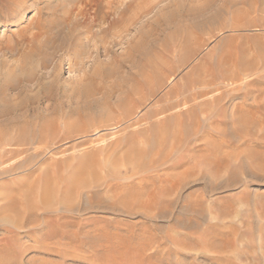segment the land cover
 Returning <instances> with one entry per match:
<instances>
[{"label": "rangeland", "instance_id": "rangeland-1", "mask_svg": "<svg viewBox=\"0 0 264 264\" xmlns=\"http://www.w3.org/2000/svg\"><path fill=\"white\" fill-rule=\"evenodd\" d=\"M146 1L151 5L142 10L132 0L102 1L99 9L119 11L132 2L126 21L101 31L106 20L100 14L86 25L95 33L79 38L57 36L66 30L57 5L67 1L0 0V86L7 96L0 109L34 105L37 81L75 87L84 70H114L100 85L120 78L119 88L126 86V92L116 87L123 111L110 110L108 101L91 104L89 97L71 104L67 119L55 117L49 134L37 119L45 152L33 166L0 168V264H264V0L226 6L229 0H217L212 22L190 17L182 32L168 23L169 13L203 0ZM233 75L242 77L241 86L250 83L246 93L230 91L239 83L231 85ZM197 80V91L210 92L188 106L222 93L220 109L202 106L203 115L194 107L180 116L179 132L175 109L156 123L153 112L168 94ZM132 83L142 91L130 95Z\"/></svg>", "mask_w": 264, "mask_h": 264}, {"label": "bare ground", "instance_id": "bare-ground-1", "mask_svg": "<svg viewBox=\"0 0 264 264\" xmlns=\"http://www.w3.org/2000/svg\"><path fill=\"white\" fill-rule=\"evenodd\" d=\"M64 1H67V4L65 5H62L60 6L59 4L57 5L59 8V11L61 14L59 15V22L60 24H62L64 21H66L65 25H66V30L62 32L63 35L61 34H58L57 36H64V37H70V36H79V38H83V37H87L88 35L90 36V34H94V32L91 31V27L90 26V23H94L96 22L98 16L100 14H102V18L105 17V26L101 27V31H105L107 29H109L110 27L114 26L115 24H119V22H125L126 19H125V13H126V9L130 6H127L129 4H131L132 2H137L136 3V6L139 7V4L141 5V7H139L138 9L139 10H142L144 6H149V4L151 5V2L150 1H146V0H132V2H130L129 4L126 5L125 8L121 9L120 11L115 8V9H111L109 7H106V9L104 10H101L99 9V6L100 4L103 2H105V0H64ZM165 2L167 0H159V2ZM224 1V0H222ZM257 0H244V3H248V4H251L252 2H256ZM217 0H203V4L201 6H196L197 8H191L190 10H188L187 8H183V7H178V8H175L174 10H172L169 15H168V23H172L174 24V26H176V29H179V32H182L184 31V28L187 26L185 25L184 21L186 19H189L190 17L191 18H200V17H203L204 20L202 22V25L206 24L207 22H212V20L214 19V16L212 15L211 11L213 9H215V7H217L220 2H218ZM139 3V4H138ZM224 3V6L228 5V4H231V1H224L222 2ZM64 4V3H63ZM106 4V2H105ZM144 4V5H143ZM169 4H173V5H177L178 3H176V0H170L168 1L167 3H165V6L166 5H169ZM257 4V3H256ZM104 5V4H103ZM254 5V4H253ZM53 6V3L52 4H47L46 8L47 10H50V8ZM56 6V5H55ZM105 6V5H104ZM146 6V7H147ZM156 6L153 5L151 6V8L153 9L154 7ZM258 6V4H257ZM43 7V6H42ZM251 7V6H250ZM145 8V7H144ZM149 8V7H148ZM249 8V7H248ZM253 9V7H251ZM257 8V7H256ZM58 10V9H57ZM131 10V9H130ZM218 10V9H216ZM228 12V11H227ZM233 12V11H232ZM231 12V13H232ZM22 13V12H21ZM20 13V14H21ZM49 13V12H48ZM114 13H117L116 15H118V17H116L114 15ZM110 15H113L111 19H108ZM233 15V14H232ZM22 16V14L20 15V17ZM227 16V15H226ZM228 18V17H227ZM236 20V19H235ZM128 23V22H127ZM89 25L86 27V25ZM101 24V23H100ZM85 25V29L81 30V27H83ZM197 28V27H196ZM176 29H175V32H176ZM61 38V37H60ZM59 38V39H60ZM72 38V37H71ZM62 40V39H61ZM64 40V39H63ZM62 40V41H63ZM77 40V39H76ZM81 40V39H80ZM57 38L53 39L52 40V43L55 44V47H58L59 50H61V47H60V42L58 43L57 42ZM61 41V42H62ZM78 43V41H76ZM62 45V44H61ZM154 45V44H153ZM152 45V46H153ZM150 46V45H149ZM54 47V48H55ZM73 48V47H72ZM76 48H78V46L74 47V52L71 53V55H75L77 54V50ZM57 50V49H56ZM131 51V50H130ZM131 53V52H130ZM129 53V54H130ZM128 54V55H129ZM172 54V52H171ZM56 56V55H55ZM61 55H58V57H60ZM173 56V55H172ZM57 57V56H56ZM130 59H132L131 55L128 56ZM128 58V60H129ZM150 58H147V63L149 62ZM112 61H113V58L110 59L109 62L107 63H110L112 64ZM129 66L130 67H135L136 65V61L133 59V60H129ZM94 62H96V60L94 59ZM229 63V62H228ZM152 66H153V63H151ZM160 65V63H157ZM156 64V65H157ZM155 65V66H156ZM129 67V69H130ZM160 67V66H158ZM25 68V67H24ZM98 69V68H97ZM109 69V68H108ZM112 69V68H111ZM110 69V70H111ZM171 70L173 69V66L170 68ZM237 69V68H236ZM93 70V69H92ZM228 70V69H227ZM54 71V69H53ZM114 71V70H112ZM112 71H107L105 70L104 71H97L95 70V72H89V71H82V74L80 75V77L76 80L75 82V87H72V88H67L65 86H58L57 83H51V84H43V83H40V82H36V86L39 87V92H40V97L37 99L36 103L34 102V105H32L31 107H23L21 105H19L16 109L14 108V110L10 111L9 108H1L0 109V116H4L2 119V121H4V128L0 131V168H2L4 171H9L11 172L12 170L14 169H19L21 167H24V166H33L35 164V158L36 156H38L39 153L41 152H45V150L47 149V146L46 143L43 142V139H40V136H37V132L39 131L40 128H42L44 126V130H49L50 126H54L52 125V121L54 120L55 117L57 118H61L63 120H65V118L67 119V114H68V108L71 107V104L73 106V104H84V102H87L88 98L90 97L92 100L91 102L89 103H93V104H97V103H101V104H104L103 101H108V108L110 110H116V109H119L120 107V103H119V100L117 99V96L118 94L116 93L117 88H119V84L121 82V80H119L120 78H118V82H116V79H113V81H109V85L108 86H103V85H100V81L103 80L102 77H103V74H107L109 75L107 78H109L111 76V74H113ZM205 71V70H204ZM152 73V72H151ZM174 73V72H173ZM173 73H170V74H166V79L168 82H171L174 78V76L172 77L171 75ZM205 73V72H204ZM52 74V73H51ZM162 75H165V74H162ZM216 75V74H215ZM232 75V74H231ZM245 75V74H244ZM99 78L100 77V80L97 81V77ZM105 76V75H104ZM115 77V76H114ZM145 76H143L144 78ZM147 77V76H146ZM158 77V76H157ZM156 77V78H157ZM163 77V76H162ZM228 77V76H227ZM232 77V76H231ZM235 77V78H233ZM229 80L231 81V85L232 84H235L236 82H238L240 79H242V77H240L239 75V80L236 79V77L238 78V76H234ZM148 78V77H147ZM205 79H207L206 77H204ZM202 78V79H204ZM218 78V77H217ZM105 79V78H104ZM111 79V80H112ZM146 79V78H144ZM202 79H199L201 81H203ZM204 79L203 81V87L206 88V86H204V82H206V80ZM210 78L207 79V82ZM228 79V78H226ZM148 80V79H147ZM152 80V79H150ZM149 80V81H150ZM165 80V79H164ZM199 80H197L198 82L194 83V82H190V84H188L189 86L187 87H182L181 88V91H177V88H174L168 95V97H166L165 99V104L166 105H160L157 109L155 108L154 112H153V115L152 117L155 118L156 120V117H157V122L156 123H160L161 125V121L164 120L161 119V117H163V115H165L164 113L169 111V110H172V109H175L176 111L174 112L173 114V125L176 126L177 125V130L179 129V126L181 125L180 123L182 122V118L180 117L181 115H186L188 113H193L194 110V107L196 109V107L201 110V113L204 115V111L202 110V106H206V105H211L216 107L219 105V102L221 101V99L223 98V94L222 93H219L218 94V91H217V94L218 95H214V97H210L209 94L207 95L208 97H210V100L209 98L207 99V101H205L204 99L202 101H199L198 103H193V106H188V102L189 100L190 101H195L198 97H202L204 95H206L208 92H210L208 90L205 91V90H199L197 91V84H199ZM192 81V79H191ZM216 81V80H215ZM226 81V80H225ZM224 81V82H225ZM245 81V80H244ZM102 82V81H101ZM145 82V81H144ZM152 83H149L150 86L152 87L153 85V81H150ZM166 82V81H165ZM210 82V80H209ZM246 82V81H245ZM253 82V81H252ZM122 83V82H121ZM120 83V84H121ZM140 83V82H139ZM184 83V82H183ZM187 83V81H186ZM185 83V84H186ZM202 83V82H201ZM227 83V82H226ZM104 84V83H103ZM133 84V83H132ZM169 84V83H168ZM207 84V83H206ZM211 84V82H210ZM219 84V83H218ZM238 85L233 87L232 89H230L231 92H238V93H246L248 87H249V84H244V86H241L240 84V81L239 83H237ZM240 84V85H239ZM106 85V84H104ZM135 85L137 86L138 84H136L135 82ZM214 85V84H213ZM133 85L129 86L128 87V92L129 94H134L136 93L137 94V90L139 88L136 87ZM178 86H182V85H178ZM200 86V85H199ZM208 86V85H207ZM212 86V85H211ZM220 86V85H219ZM29 87V86H28ZM124 89L126 88V86H123ZM122 88H119L120 90L123 89ZM150 87V89H151ZM202 87V86H201ZM200 87V88H201ZM214 87V86H212ZM211 87V88H212ZM30 88V87H29ZM140 88H142L140 86ZM216 88V87H215ZM116 89V90H115ZM118 89V90H119ZM207 89V88H206ZM209 89V87H208ZM214 89V88H212ZM26 90V88H25ZM141 90V89H139ZM138 90V91H139ZM149 90V89H148ZM211 90V89H210ZM216 90V89H215ZM213 90V91H215ZM221 90V89H220ZM122 92L124 90H121ZM119 91V92H121ZM142 91V90H141ZM144 91V90H143ZM151 91V94H153V90H150ZM126 92V91H124ZM212 92V91H211ZM221 92V91H220ZM227 92V91H226ZM230 92V93H231ZM139 93V92H138ZM141 93V92H140ZM215 93V92H214ZM14 94H18V92L16 91ZM121 94V93H120ZM229 94V92H228ZM139 95V94H138ZM213 95V94H212ZM243 95V94H242ZM245 95V94H244ZM98 96V97H97ZM143 96V95H142ZM246 96V95H245ZM254 96V95H253ZM32 97V96H31ZM144 97V96H143ZM244 97V96H243ZM112 98H114V101L111 102ZM203 98V97H202ZM245 98V97H244ZM243 98V99H244ZM5 100L7 99V96L4 94V87L0 86V102L1 100ZM35 99V98H34ZM87 99V100H86ZM9 100V99H8ZM22 100V99H21ZM31 100V99H29ZM103 100V101H102ZM136 100V99H135ZM6 101V100H5ZM93 101V102H92ZM243 101V100H242ZM245 101V100H244ZM21 102V101H20ZM43 106L41 107L40 104L41 103H44ZM136 103V102H135ZM243 103V102H242ZM22 104V103H21ZM90 104V105H91ZM192 104V103H191ZM221 104V103H220ZM24 105V104H23ZM87 105V104H86ZM84 106V105H83ZM93 106V105H92ZM96 106V105H95ZM133 106V105H131ZM179 106H181V109L179 108ZM21 107V108H20ZM80 107V106H79ZM87 107V106H86ZM100 107V106H99ZM98 107V108H99ZM104 107V106H102ZM124 107V106H123ZM220 106H218L219 108ZM73 107H71L72 109ZM88 108V107H87ZM91 108V106H90ZM107 108V109H108ZM132 108V107H131ZM134 108V107H133ZM132 108V109H133ZM138 107H135L133 110L134 112L137 111ZM179 108V109H178ZM251 108V107H250ZM68 109V110H67ZM76 109V108H74ZM73 109V110H74ZM95 109V108H94ZM93 109V110H94ZM126 109V108H125ZM204 109V108H203ZM220 109V108H219ZM253 109V108H251ZM72 110V111H73ZM109 110V111H110ZM121 110L123 111L122 109V106H121ZM119 109V111H121ZM128 112L129 113V116L132 114V112L130 113L129 112V108H127ZM125 110V111H127ZM76 111V110H75ZM111 112L112 115H114L113 113L114 112ZM212 111V110H211ZM241 111V110H240ZM245 111H247L245 109ZM9 112V113H7ZM77 112V111H76ZM109 112V114H110ZM133 112V113H134ZM238 112V111H236ZM236 112H233L232 113V116L233 117H236V115H239L238 113L235 114ZM72 113V112H71ZM78 114H80V112H77ZM76 113V115H77ZM137 113V112H136ZM243 113V112H242ZM240 113V114H242ZM110 114V115H111ZM210 115V113H207V115ZM72 115V114H71ZM116 115H119L118 113ZM120 115L122 116V118H126L127 114H125L124 116V112H120ZM133 115V114H132ZM131 115V116H132ZM202 115V116H203ZM70 116V114L68 115ZM115 116V115H114ZM83 117V116H82ZM111 117V116H109ZM118 117V116H117ZM116 118V117H115ZM153 118V119H154ZM166 118V117H165ZM168 118V117H167ZM39 119V121H41V125L42 127H39L37 129V126L40 124L38 123L36 120ZM108 119V117H107ZM169 119V118H168ZM205 119V118H204ZM165 121V120H164ZM166 121H168L166 119ZM195 121L196 122H199V118H196L195 116ZM204 121V120H203ZM165 123V122H164ZM163 125L165 126L166 128V124ZM168 123L170 124V120L168 121ZM253 123V122H252ZM197 124V123H196ZM158 125V126H160ZM179 125V126H178ZM198 125V124H197ZM151 126V125H150ZM156 126V124H155ZM172 126V125H171ZM194 126V124H193ZM167 127H168V124H167ZM195 127V126H194ZM53 128V127H52ZM51 130H54V128ZM169 128V127H168ZM167 128V129H168ZM174 128L175 130V127H172ZM161 129V127H160ZM159 129V130H160ZM164 129V127H163ZM166 129V130H167ZM170 129V128H169ZM181 129V128H180ZM43 130V131H44ZM165 130V131H166ZM172 132H173V129H171ZM46 131V133H47ZM50 131V130H49ZM146 131V130H145ZM169 131V130H168ZM168 131H167V135H168ZM40 132V131H39ZM38 132V133H39ZM42 132V131H41ZM40 132V133H41ZM159 132V131H158ZM164 131H161L159 132V134L163 133ZM170 132V131H169ZM179 132V130H178ZM182 132V131H181ZM45 133V132H44ZM51 133L48 132L47 134ZM177 133V132H176ZM128 134V133H127ZM130 134V133H129ZM137 134V133H136ZM157 134V135H159ZM174 134V133H173ZM177 136V134H175ZM42 136V135H41ZM47 136V135H46ZM50 136V135H49ZM52 136V135H51ZM130 136V135H129ZM128 136V137H129ZM132 136V135H131ZM130 136V137H131ZM173 136V135H172ZM174 136V137H176ZM180 137L182 136V134L179 135ZM134 137V136H133ZM133 137H131L133 139ZM47 138V137H46ZM130 138V139H131ZM149 138V137H148ZM147 138V139H148ZM171 138V142H173V137H170ZM179 139V137H177ZM182 138V137H181ZM129 139V140H130ZM146 139V140H147ZM175 139V138H174ZM53 140V138H52ZM50 140V141H52ZM149 140V139H148ZM151 140V139H150ZM181 140V139H179ZM178 140V141H179ZM161 141V140H160ZM178 141H177V144H178ZM43 142V144H41ZM159 142V141H158ZM53 143V142H52ZM156 143V142H155ZM160 143V142H159ZM161 143H163L161 141ZM157 144V143H156ZM155 144V146H157ZM160 146L159 149L161 150V146L162 144H158ZM171 145V143H170ZM154 146V147H155ZM173 147V146H172ZM157 149V148H156ZM24 151H27V152H32V155L29 157V158H14L12 156L14 155H18ZM158 153V150L156 151ZM156 153V154H157ZM161 162V161H159ZM101 178V177H100ZM100 178L97 179V181L95 180V185H97V183H99L100 181ZM92 184V183H91ZM94 187V186H93ZM92 187V188H93ZM91 188V186H90ZM88 188L87 191H90L91 189ZM109 188V187H108ZM122 188V187H121ZM92 191V190H91ZM175 191V185L171 186V189L169 191H166L168 192L167 195H171L173 192ZM91 193V192H90ZM68 196V194H67ZM158 199V198H157Z\"/></svg>", "mask_w": 264, "mask_h": 264}]
</instances>
